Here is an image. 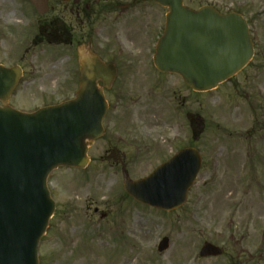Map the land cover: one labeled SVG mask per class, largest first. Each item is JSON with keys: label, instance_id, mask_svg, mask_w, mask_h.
<instances>
[{"label": "rangeland", "instance_id": "374dc122", "mask_svg": "<svg viewBox=\"0 0 264 264\" xmlns=\"http://www.w3.org/2000/svg\"><path fill=\"white\" fill-rule=\"evenodd\" d=\"M184 3L250 12L253 59L216 88L191 90L178 75L142 61L151 56H142L139 46L149 42L154 51L166 9L137 0L133 41L142 66L133 80L105 92V133L88 148V165L58 167L48 176L55 208L38 244V264H223L229 254L199 257L205 241L224 246L234 235L240 247L247 235L249 250L264 246V67H258L264 58V0ZM115 37L113 30L105 33L107 50L119 44ZM35 53L33 62L28 54L23 63L34 69V81L19 82L8 101L21 111L65 100L77 89L76 62L73 74L71 62L59 58L62 51L42 45ZM14 54L2 49L0 60L16 61ZM185 145L198 149L202 167L181 207L162 211L123 191L122 166L131 180L138 179ZM162 237L169 247L159 252Z\"/></svg>", "mask_w": 264, "mask_h": 264}, {"label": "water", "instance_id": "95a60500", "mask_svg": "<svg viewBox=\"0 0 264 264\" xmlns=\"http://www.w3.org/2000/svg\"><path fill=\"white\" fill-rule=\"evenodd\" d=\"M149 1L168 10L153 55L158 70L177 73L193 90L206 91L250 60L253 46L239 14L221 15L211 6L195 10L183 0ZM80 63L74 98L29 113L7 104L19 69L0 66V264H38L37 245L54 210L47 176L58 166L85 167L88 144L103 133L107 105L95 79L108 87L114 71L95 55ZM200 165L197 150L185 147L144 178L130 180L123 169V189L138 202L171 210L186 201ZM167 247L163 237L157 248ZM220 253L211 243L200 250L201 256Z\"/></svg>", "mask_w": 264, "mask_h": 264}, {"label": "flooded vegetation", "instance_id": "af4514ba", "mask_svg": "<svg viewBox=\"0 0 264 264\" xmlns=\"http://www.w3.org/2000/svg\"><path fill=\"white\" fill-rule=\"evenodd\" d=\"M136 2L137 0H0V50L6 48L17 51V54L13 55L16 61L8 63L0 60V64L21 69L18 83H32L35 78L34 69L27 70L23 65L24 60L30 56L34 57L33 62L37 57L35 50L45 45L62 51L59 58L63 60V57H66L68 62H71L72 72L76 62L78 87L79 60L82 54L94 53L102 63L113 65L114 76L108 89L103 87L101 78L95 79L97 87L102 88L105 94L112 89L114 83L133 80L136 76L133 73L142 66L135 57L137 44L133 41L137 30L135 20L138 16L133 10ZM240 13L247 21L251 37V23L255 19H252L250 12L244 10ZM142 27L148 28L149 22L144 20ZM108 30L115 31V40L119 44L107 50L105 33ZM251 40L254 46L252 37ZM150 45L148 42L139 46L140 53L143 52L142 56L148 55V52L152 56ZM20 49L23 50L22 53H19ZM142 61L146 66H153L152 59L145 57ZM258 62V67H264V58ZM105 116L106 113L104 118ZM261 237L264 238V234ZM241 241L244 244L239 247L240 240L234 235H229V245L220 246V255L201 258L215 259L229 254V259L223 264H264V246L251 251L248 236L243 235ZM225 248H229V251Z\"/></svg>", "mask_w": 264, "mask_h": 264}]
</instances>
